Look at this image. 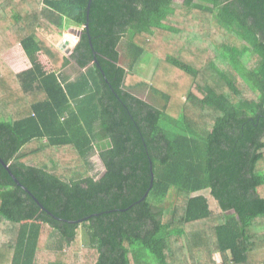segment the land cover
I'll return each mask as SVG.
<instances>
[{"label": "trees", "instance_id": "1", "mask_svg": "<svg viewBox=\"0 0 264 264\" xmlns=\"http://www.w3.org/2000/svg\"><path fill=\"white\" fill-rule=\"evenodd\" d=\"M88 1L0 0V156L34 196L0 162V264H264V0H92L68 57L49 37L83 28ZM173 188L165 222L142 217Z\"/></svg>", "mask_w": 264, "mask_h": 264}, {"label": "rangeland", "instance_id": "2", "mask_svg": "<svg viewBox=\"0 0 264 264\" xmlns=\"http://www.w3.org/2000/svg\"><path fill=\"white\" fill-rule=\"evenodd\" d=\"M182 1L183 0H174V4L179 6ZM141 29H143V27H140L138 24H134L130 28L125 40L123 41L120 47V52H121L120 64L123 67H125L126 70L129 69V64L131 61V58H129V55L126 50V41H129L132 34ZM75 30L82 31V28L72 25L67 30H65L61 36H58V37L51 36L49 37V39L56 45L57 48H59L60 45L70 36L73 38H76L77 39L76 43H77L78 41H80V39L77 37V34L74 32ZM63 53L68 57L71 56L72 54V53L66 54L65 52ZM149 57H145V60H143L137 68L139 72V76H141L142 79L147 80V81L151 79L153 71L157 63V59L155 57H151V59ZM2 59L14 70V72H19L21 70L31 67V63L28 62L26 56L23 54L22 49L20 48V45H17L11 50L4 52L2 55ZM40 61L43 63V65L45 66L47 70L50 69V65L48 64V62L46 61L44 57H40ZM64 73L66 76L70 77V80L74 81L76 80V77L79 74V71L75 63L72 61V65L68 67ZM131 92L135 94L136 96H138L139 98H142L147 102H150L151 104L155 105L158 108L162 107L164 104L163 99L155 95L148 88L139 87L134 90H131ZM89 163H90L89 175L95 179H98L103 174L104 167H103V164L100 158L98 157L97 150H94L90 154ZM201 194L203 196H206L209 199L211 208L215 213L221 212L218 202L211 196V193L209 191H203ZM177 199H178V192L175 188H173L171 189L170 193L164 199L162 200L153 199V200L147 201L145 206L143 207L141 215L143 218L149 221H155L157 223L165 222L167 220L169 212L173 210V207ZM84 235L85 233L82 227L80 228V233H79V238L81 237V239H79V243L81 247L84 245H87V240ZM181 252H182V249H181ZM182 258H183V253H182ZM216 260L220 264V259L218 257ZM183 262H184V258H183ZM188 263L195 264L194 259L189 258Z\"/></svg>", "mask_w": 264, "mask_h": 264}, {"label": "water", "instance_id": "3", "mask_svg": "<svg viewBox=\"0 0 264 264\" xmlns=\"http://www.w3.org/2000/svg\"><path fill=\"white\" fill-rule=\"evenodd\" d=\"M91 2L92 0H89L88 1V4H87V11H86V23L84 25V27L82 28V31H79V30H75L74 32L77 34V37L80 39L83 31L85 30L87 33H88V29H89V12H90V5H91ZM80 41H78L75 45H71L70 41H68L67 39L60 45L59 49L62 51V52H65L66 54H70L72 53L73 49H75V47L79 44ZM96 61V60H95ZM0 162L2 163L5 171L8 173V175L10 176V178L14 181V183L19 186L20 188H22L26 193L32 195V193L30 191H28L25 187H23L19 181L15 178V176L11 173L10 169H9V164L5 162V160L0 156ZM151 172H152V184H151V187L150 189L147 191V193L145 194L144 198L139 202L142 203L144 201L147 200L149 194H150V191L153 187V183H154V171H153V162H151ZM33 196V195H32ZM34 197V196H33ZM36 200V199H35ZM42 209H44L46 211V209L41 205ZM50 215H52L51 213H49ZM87 219V218H86ZM84 219V220H86ZM79 222V221H78Z\"/></svg>", "mask_w": 264, "mask_h": 264}, {"label": "bare ground", "instance_id": "4", "mask_svg": "<svg viewBox=\"0 0 264 264\" xmlns=\"http://www.w3.org/2000/svg\"><path fill=\"white\" fill-rule=\"evenodd\" d=\"M67 40L70 41V43H71L72 46L75 45L76 44V41H77L76 38H73L71 36ZM73 51H74V49H73Z\"/></svg>", "mask_w": 264, "mask_h": 264}, {"label": "crops", "instance_id": "5", "mask_svg": "<svg viewBox=\"0 0 264 264\" xmlns=\"http://www.w3.org/2000/svg\"><path fill=\"white\" fill-rule=\"evenodd\" d=\"M15 67H17V66H15ZM142 99V98H141ZM144 100V99H143Z\"/></svg>", "mask_w": 264, "mask_h": 264}]
</instances>
